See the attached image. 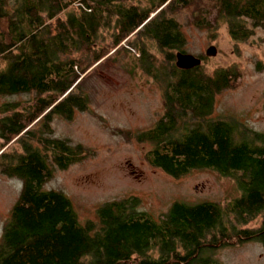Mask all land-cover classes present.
<instances>
[{
  "label": "trees",
  "instance_id": "trees-1",
  "mask_svg": "<svg viewBox=\"0 0 264 264\" xmlns=\"http://www.w3.org/2000/svg\"><path fill=\"white\" fill-rule=\"evenodd\" d=\"M72 1L0 0V97L32 95L0 103V173L22 180L0 235V264H212L202 254L215 247L264 244V133L212 115L216 94L233 87L240 70L175 64L187 43L178 19L183 9L211 38L224 24L232 40L242 41L264 25V0H84L89 11ZM127 46L138 48L137 67L162 88V115L133 133L152 144L148 161L174 177L214 169L235 179L238 196L224 204L174 201L156 219L137 211L140 199L130 196L103 203L96 220L80 223L62 191L43 188L55 167L85 152L53 135V118L70 120L86 109V70ZM13 138L19 150H1ZM258 216L259 225L245 226Z\"/></svg>",
  "mask_w": 264,
  "mask_h": 264
},
{
  "label": "rangeland",
  "instance_id": "rangeland-1",
  "mask_svg": "<svg viewBox=\"0 0 264 264\" xmlns=\"http://www.w3.org/2000/svg\"><path fill=\"white\" fill-rule=\"evenodd\" d=\"M127 1L145 3V0ZM178 19L187 37L184 52L197 56L205 54L210 44L216 46V54L207 55L202 61L206 71L218 65H235L240 70L235 85L216 94L212 115L233 117L264 133V25L257 27L247 39L234 41L224 24L214 38L207 30L197 28L191 22L190 9H183ZM120 45H125V41L115 49ZM147 45L156 53L153 42L148 41ZM127 47L128 51L112 49L86 70L80 86L87 96L86 109L75 110L70 120L61 116L53 118V135L82 144L85 152L66 168L55 167L43 188L62 191L70 199L80 223L96 220L97 209L103 203L130 196L140 199L137 211L155 219L174 201L224 204L238 196L240 190L232 176L202 167L174 177L148 161L146 152L152 144L138 142L133 133L153 126L162 115V88L137 67L138 48ZM4 65L0 59V68ZM31 97L27 93L3 96L0 103L26 101ZM14 139L1 150H19ZM21 186L20 178L0 173V235ZM260 221L258 216L245 226L255 227ZM202 255L210 257L212 264H264V244L245 240L215 247Z\"/></svg>",
  "mask_w": 264,
  "mask_h": 264
},
{
  "label": "water",
  "instance_id": "water-1",
  "mask_svg": "<svg viewBox=\"0 0 264 264\" xmlns=\"http://www.w3.org/2000/svg\"><path fill=\"white\" fill-rule=\"evenodd\" d=\"M217 48L214 44H210L205 49L206 55H215ZM202 62V59L199 56H196L189 52L177 51L175 53V64L180 68H191L193 66L199 65Z\"/></svg>",
  "mask_w": 264,
  "mask_h": 264
},
{
  "label": "built area",
  "instance_id": "built-area-1",
  "mask_svg": "<svg viewBox=\"0 0 264 264\" xmlns=\"http://www.w3.org/2000/svg\"><path fill=\"white\" fill-rule=\"evenodd\" d=\"M72 4H74L76 6H79L82 9H85V10H88V11L91 9V7L88 6L84 0H73Z\"/></svg>",
  "mask_w": 264,
  "mask_h": 264
},
{
  "label": "flooded vegetation",
  "instance_id": "flooded-vegetation-1",
  "mask_svg": "<svg viewBox=\"0 0 264 264\" xmlns=\"http://www.w3.org/2000/svg\"><path fill=\"white\" fill-rule=\"evenodd\" d=\"M135 170H131V172H134Z\"/></svg>",
  "mask_w": 264,
  "mask_h": 264
}]
</instances>
